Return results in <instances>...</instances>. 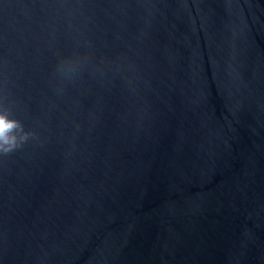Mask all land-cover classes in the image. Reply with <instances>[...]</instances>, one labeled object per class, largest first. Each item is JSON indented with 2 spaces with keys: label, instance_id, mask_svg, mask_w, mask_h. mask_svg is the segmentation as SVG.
I'll use <instances>...</instances> for the list:
<instances>
[{
  "label": "water",
  "instance_id": "95a60500",
  "mask_svg": "<svg viewBox=\"0 0 264 264\" xmlns=\"http://www.w3.org/2000/svg\"><path fill=\"white\" fill-rule=\"evenodd\" d=\"M3 110L0 264H264V0H0Z\"/></svg>",
  "mask_w": 264,
  "mask_h": 264
},
{
  "label": "clouds",
  "instance_id": "9594fccd",
  "mask_svg": "<svg viewBox=\"0 0 264 264\" xmlns=\"http://www.w3.org/2000/svg\"><path fill=\"white\" fill-rule=\"evenodd\" d=\"M63 63L67 68L65 70L64 67H61L59 71L66 79H71L73 76L81 72L79 59L69 56ZM17 127V122L10 118L7 110L0 111V145L5 146L2 149L5 154L14 151L17 146V138L13 134ZM9 144H11V147H7Z\"/></svg>",
  "mask_w": 264,
  "mask_h": 264
}]
</instances>
